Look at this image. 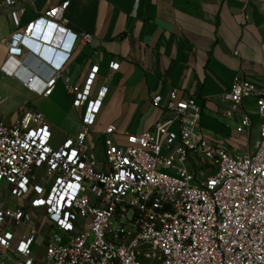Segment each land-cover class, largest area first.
<instances>
[{"label":"built area","instance_id":"built-area-1","mask_svg":"<svg viewBox=\"0 0 264 264\" xmlns=\"http://www.w3.org/2000/svg\"><path fill=\"white\" fill-rule=\"evenodd\" d=\"M4 4L18 26L16 0ZM69 4L47 8L8 43L10 59L34 52L53 74L40 84L36 74L18 75L17 67L8 66V73L46 97L63 78L83 112L77 133L59 146L43 113L22 109L13 121L0 114V264H264V86L237 76L224 96L228 116L256 97L254 152L232 156L206 139L201 107L177 88L168 120L120 141L109 125L102 145L94 126L108 86L91 96L99 66L84 87L63 73L75 43L93 39L65 28ZM46 33L55 46L41 41ZM119 67L115 61L110 70ZM161 102L153 99L155 106ZM251 124L244 117L239 131Z\"/></svg>","mask_w":264,"mask_h":264},{"label":"crops","instance_id":"crops-1","mask_svg":"<svg viewBox=\"0 0 264 264\" xmlns=\"http://www.w3.org/2000/svg\"><path fill=\"white\" fill-rule=\"evenodd\" d=\"M66 1L65 28L93 39L75 43L63 73L71 84L84 87L92 67L99 66L91 96L108 86L94 126L102 145L109 125L116 126L120 141L125 134H142L168 120L166 108L177 88L181 97H193L201 107L200 132L206 139L232 156L255 151L260 121L256 97L245 99L228 116L224 96L237 76L264 86V0H16L18 26L0 0V114L6 120H15L22 109L43 113L55 146L77 133L83 110L73 106L63 78L46 97L29 91L6 70L17 67L18 75L36 74L40 84L47 81L53 71L42 65L44 60L34 52L10 59L8 43L47 8ZM115 61L120 67L112 73ZM157 96L162 97L159 106L153 103ZM244 117L252 124L239 131ZM171 130L177 132L178 124Z\"/></svg>","mask_w":264,"mask_h":264},{"label":"water","instance_id":"water-1","mask_svg":"<svg viewBox=\"0 0 264 264\" xmlns=\"http://www.w3.org/2000/svg\"><path fill=\"white\" fill-rule=\"evenodd\" d=\"M47 40H49V33H46V34L43 36V39H42L43 43H44V42H47ZM53 41H54V40L52 39V40H51V43H52Z\"/></svg>","mask_w":264,"mask_h":264},{"label":"rangeland","instance_id":"rangeland-1","mask_svg":"<svg viewBox=\"0 0 264 264\" xmlns=\"http://www.w3.org/2000/svg\"><path fill=\"white\" fill-rule=\"evenodd\" d=\"M3 110H5V111H7L8 109H7V105H5V106H3ZM166 172V171H165ZM38 242H40L39 244H41L42 243V239H38L37 240V243ZM39 246V245H38Z\"/></svg>","mask_w":264,"mask_h":264},{"label":"snow or ice","instance_id":"snow-or-ice-1","mask_svg":"<svg viewBox=\"0 0 264 264\" xmlns=\"http://www.w3.org/2000/svg\"><path fill=\"white\" fill-rule=\"evenodd\" d=\"M73 155H75V153H73Z\"/></svg>","mask_w":264,"mask_h":264}]
</instances>
